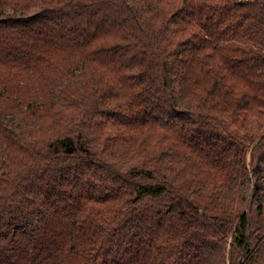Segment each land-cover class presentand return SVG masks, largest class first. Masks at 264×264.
Wrapping results in <instances>:
<instances>
[{
	"label": "trees",
	"instance_id": "1",
	"mask_svg": "<svg viewBox=\"0 0 264 264\" xmlns=\"http://www.w3.org/2000/svg\"><path fill=\"white\" fill-rule=\"evenodd\" d=\"M0 264H264V0H0Z\"/></svg>",
	"mask_w": 264,
	"mask_h": 264
}]
</instances>
